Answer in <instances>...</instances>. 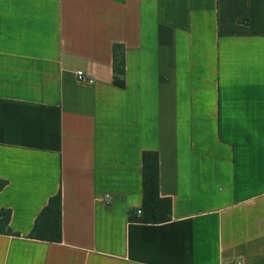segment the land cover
<instances>
[{"label": "crops", "instance_id": "obj_1", "mask_svg": "<svg viewBox=\"0 0 264 264\" xmlns=\"http://www.w3.org/2000/svg\"><path fill=\"white\" fill-rule=\"evenodd\" d=\"M147 150L164 222L129 218ZM0 180V264H264V0H0Z\"/></svg>", "mask_w": 264, "mask_h": 264}, {"label": "trees", "instance_id": "obj_2", "mask_svg": "<svg viewBox=\"0 0 264 264\" xmlns=\"http://www.w3.org/2000/svg\"><path fill=\"white\" fill-rule=\"evenodd\" d=\"M113 66L115 84L125 86V52L123 46L113 47ZM6 181L0 180V189ZM172 203L169 197L159 193V153L147 150L143 153V200L141 214L137 210L129 212V218L140 222H164L170 219ZM10 209L0 211V233L18 235L9 227ZM31 238L59 242L62 239V195L52 196L37 216L29 234Z\"/></svg>", "mask_w": 264, "mask_h": 264}, {"label": "built area", "instance_id": "obj_3", "mask_svg": "<svg viewBox=\"0 0 264 264\" xmlns=\"http://www.w3.org/2000/svg\"><path fill=\"white\" fill-rule=\"evenodd\" d=\"M76 75L79 80L92 83L94 81V77L92 75L86 74L82 70H78ZM138 213H141V209L137 210ZM233 264H239L238 262H233Z\"/></svg>", "mask_w": 264, "mask_h": 264}]
</instances>
